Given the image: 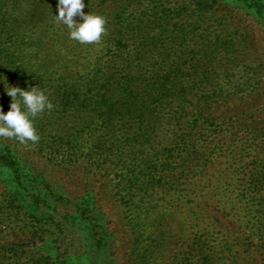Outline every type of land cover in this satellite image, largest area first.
Segmentation results:
<instances>
[{
  "label": "rangeland",
  "instance_id": "rangeland-1",
  "mask_svg": "<svg viewBox=\"0 0 264 264\" xmlns=\"http://www.w3.org/2000/svg\"><path fill=\"white\" fill-rule=\"evenodd\" d=\"M84 3L115 31L120 18L140 27L135 51L171 54L177 67H206L215 126L201 166L187 164L180 183L174 174L149 194L154 208L138 230L135 210L118 200L99 159L62 162L82 130L69 106L79 79L69 62L75 52L53 36L35 51L32 0H0V106L9 110L7 84L36 85L54 105L34 121L38 143L0 137V264H264V21L223 0ZM11 151L15 168L4 161ZM67 196L98 203L115 233L113 255L96 256L93 242L63 231ZM58 248L71 253L67 263Z\"/></svg>",
  "mask_w": 264,
  "mask_h": 264
},
{
  "label": "trees",
  "instance_id": "trees-1",
  "mask_svg": "<svg viewBox=\"0 0 264 264\" xmlns=\"http://www.w3.org/2000/svg\"><path fill=\"white\" fill-rule=\"evenodd\" d=\"M57 2L32 0V47L41 50L49 36L62 37L68 50L75 52L69 62L79 67L69 106L82 130L73 146L63 152L62 162L95 165L99 159L100 170L107 172L115 184L118 200L135 210L134 222L140 230L154 208L149 194L174 174L180 183L187 175V164L195 163L198 168L203 162L209 144L207 134L216 122V117L208 115L215 95L206 82V67H177L171 54L135 51L133 37L141 28L122 18L117 24L119 31L107 22V32L99 44L82 45L70 39L66 26L54 20ZM223 3L252 10L253 17L264 21V0ZM88 8L91 5H86L85 13ZM76 19L79 21V17ZM159 40L154 39L155 43ZM188 55L193 59L196 53ZM4 161L15 168L18 157L11 151ZM65 199L68 204L60 225L63 231L93 242L96 256L113 255L115 233L98 203L74 201L69 196ZM52 203L55 216L58 206L56 201ZM204 204L210 208L209 203ZM215 210L211 217L218 219ZM138 235V239L142 237ZM57 236L52 233L56 245ZM59 248V257L67 263L71 253Z\"/></svg>",
  "mask_w": 264,
  "mask_h": 264
},
{
  "label": "clouds",
  "instance_id": "clouds-1",
  "mask_svg": "<svg viewBox=\"0 0 264 264\" xmlns=\"http://www.w3.org/2000/svg\"><path fill=\"white\" fill-rule=\"evenodd\" d=\"M85 7L84 0H58V15L54 16V20L66 26L70 39L82 45L99 44L107 32V20L96 13H85ZM4 90L11 103L6 113L0 106V137L14 138L23 144L38 143L40 137L34 121L40 114L54 108L49 95L36 85L23 89L7 84Z\"/></svg>",
  "mask_w": 264,
  "mask_h": 264
}]
</instances>
